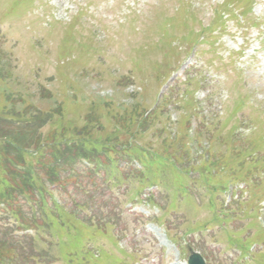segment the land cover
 <instances>
[{"label":"rangeland","instance_id":"rangeland-1","mask_svg":"<svg viewBox=\"0 0 264 264\" xmlns=\"http://www.w3.org/2000/svg\"><path fill=\"white\" fill-rule=\"evenodd\" d=\"M38 116L34 135L76 150L49 195L14 170L19 193L1 162L35 174L57 155L34 135L19 155L0 131V253L15 264H187L189 248L264 264V0H0V130ZM135 160L173 191L141 190Z\"/></svg>","mask_w":264,"mask_h":264},{"label":"trees","instance_id":"trees-1","mask_svg":"<svg viewBox=\"0 0 264 264\" xmlns=\"http://www.w3.org/2000/svg\"><path fill=\"white\" fill-rule=\"evenodd\" d=\"M36 119H37V125L33 126V127L29 126V128L25 127L23 130V135L18 134V129H14L13 127H9V129L7 130L8 132L4 131V130H0V131H2L1 135H2V137H4V140L6 142V146L7 147H15L13 149H15L16 152L19 153V155H20V152H22L23 150H26V148L23 145H24V143L27 144V141L29 138L28 135L33 136L36 133V130H38L41 126V118H39V116H38ZM15 127H17V126H15ZM24 131H26V132H24ZM26 134H27V136H25ZM50 135L55 136V134H50ZM34 136L35 137H32V138H34V140H35V142H34L35 146H38L41 149V148H44V145L48 146V144H51V146L47 147V149H49L50 155H52V156L57 155V158L54 157V159H52L50 162H48L47 165L36 166L37 169H40L42 171L44 177H43V175H40L39 172H37L36 168L34 170L35 174H32L31 173L32 168L28 169V167L23 162L22 157H20V156L16 155L15 158H12L11 162L10 161H2L1 162L2 173H4V174L8 173V175L12 176L11 180L9 181V188L8 189H11V190L17 189L19 191V193H21V191H23L19 184H17V183L13 184V180H15V178H16L14 170H16L17 174L20 176V178L22 180H24V183L28 182L27 186H29V187L31 186L29 184V182H31L33 186L35 184L36 188L40 187V189H41V186H44L46 189H45V191L44 190H42V191L45 193H48V191H49L48 185H46V184L50 185V184L62 183V180L58 177L57 172L60 170L61 164L65 162V160H63L64 157H71L70 159H73V156H70L69 152L70 151L73 152L76 150L74 143L71 141L64 142L65 152H60L61 150H58L56 148H53V149L51 148V147H53V144L51 141L52 137H50L51 139L49 140V139H47V137H49V136H46L45 137L46 139L45 138L41 139V137L38 136V134L34 135ZM26 147L28 148V146H26ZM77 151L75 153L76 157L74 156L75 158L83 157V158L88 159V155L84 154V152H82L80 150H77ZM20 169H22V171H20ZM45 179H47V180H45ZM2 183L7 184V181L5 179H3ZM61 186H63V185L61 184ZM22 193H27V192H22ZM48 195H49V193H48ZM23 197H26V196L23 195ZM41 200L44 201V198H41ZM57 210H58V208H57ZM51 214L52 213L50 211V216H51ZM51 218H52V216H51ZM2 247L4 248V244L0 242V248H2ZM5 255H7L9 258L15 260V262L14 261L12 263L8 262ZM16 258H17V255L14 252V250L9 248L8 252L0 253V264H15Z\"/></svg>","mask_w":264,"mask_h":264},{"label":"water","instance_id":"water-1","mask_svg":"<svg viewBox=\"0 0 264 264\" xmlns=\"http://www.w3.org/2000/svg\"><path fill=\"white\" fill-rule=\"evenodd\" d=\"M189 264H204L199 255L194 254L189 258Z\"/></svg>","mask_w":264,"mask_h":264}]
</instances>
